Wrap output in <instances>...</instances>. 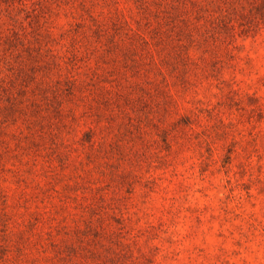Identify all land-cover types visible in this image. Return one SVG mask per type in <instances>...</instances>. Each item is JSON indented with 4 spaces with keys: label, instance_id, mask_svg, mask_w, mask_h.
Segmentation results:
<instances>
[{
    "label": "rangeland",
    "instance_id": "1",
    "mask_svg": "<svg viewBox=\"0 0 264 264\" xmlns=\"http://www.w3.org/2000/svg\"><path fill=\"white\" fill-rule=\"evenodd\" d=\"M0 264H264V0H0Z\"/></svg>",
    "mask_w": 264,
    "mask_h": 264
}]
</instances>
